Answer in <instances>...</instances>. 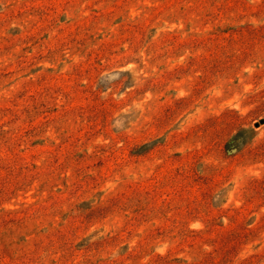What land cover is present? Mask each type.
Wrapping results in <instances>:
<instances>
[{
  "label": "rangeland",
  "instance_id": "374dc122",
  "mask_svg": "<svg viewBox=\"0 0 264 264\" xmlns=\"http://www.w3.org/2000/svg\"><path fill=\"white\" fill-rule=\"evenodd\" d=\"M0 264H264V0H0Z\"/></svg>",
  "mask_w": 264,
  "mask_h": 264
}]
</instances>
